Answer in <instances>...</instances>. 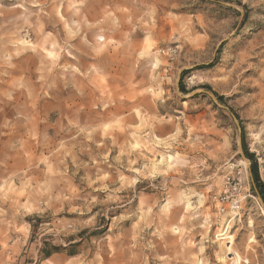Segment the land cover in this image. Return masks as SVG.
Listing matches in <instances>:
<instances>
[{
	"label": "rangeland",
	"instance_id": "374dc122",
	"mask_svg": "<svg viewBox=\"0 0 264 264\" xmlns=\"http://www.w3.org/2000/svg\"><path fill=\"white\" fill-rule=\"evenodd\" d=\"M240 142L264 0H0V264H264Z\"/></svg>",
	"mask_w": 264,
	"mask_h": 264
},
{
	"label": "water",
	"instance_id": "95a60500",
	"mask_svg": "<svg viewBox=\"0 0 264 264\" xmlns=\"http://www.w3.org/2000/svg\"><path fill=\"white\" fill-rule=\"evenodd\" d=\"M179 81H180V77H179V79H178V83H177V92H178V94L180 95V92H179ZM197 93H199V92L193 93L192 96L195 95V94H197ZM202 93L208 95V96H209V97H210V98H211V99L217 104V106H219L220 108L225 109V110H228L227 107H225V106H223V105H221V104H219V103L217 102L216 97L214 96V94H212V93H210V92H208V91H203ZM231 115H232V117H233L234 119H236V117H235V115H234L233 113H231ZM238 150H239V153H240V155H241L243 161L246 163V167H247L248 172H249V175H250V177H251V179H252V183H253V185H254L255 191L257 192L256 186H255V182H254L253 173H252L251 163H250L249 159L246 157V154H245V152H244V148H243V145H242L241 142H240L239 145H238ZM258 199H259V201L262 203V206H263V208H264V203H263L262 198H261L260 196H258Z\"/></svg>",
	"mask_w": 264,
	"mask_h": 264
},
{
	"label": "trees",
	"instance_id": "16d2710c",
	"mask_svg": "<svg viewBox=\"0 0 264 264\" xmlns=\"http://www.w3.org/2000/svg\"><path fill=\"white\" fill-rule=\"evenodd\" d=\"M213 67V64L209 65V66H205V67H201L202 68H211ZM186 73H184L183 75L185 76ZM183 79V77H182ZM206 89L210 90L209 88L206 87ZM180 90L182 92H184V88L182 86H180ZM216 98L221 102L223 101V97L221 96H218L217 94L213 93ZM243 147H244V151H245V154L247 156V158L249 159V161L251 162V168H252V173H253V176H254V181L256 183V186L259 188L260 190V193L261 195L263 196V193H264V184L262 183L261 179H260V176H259V172H258V167H257V164L255 162H253V159H252V154H250L247 150V147L245 146L244 142H243ZM47 257H50V254L47 255Z\"/></svg>",
	"mask_w": 264,
	"mask_h": 264
},
{
	"label": "built area",
	"instance_id": "2783aa9c",
	"mask_svg": "<svg viewBox=\"0 0 264 264\" xmlns=\"http://www.w3.org/2000/svg\"><path fill=\"white\" fill-rule=\"evenodd\" d=\"M241 199H237L235 201H233L230 205V214L232 215H236L237 214V211L239 210L240 208V205H241ZM222 213H225L226 212V208L225 207H222L221 209Z\"/></svg>",
	"mask_w": 264,
	"mask_h": 264
}]
</instances>
